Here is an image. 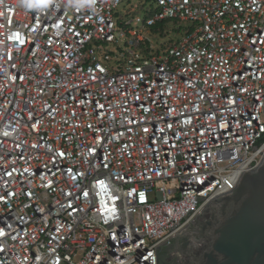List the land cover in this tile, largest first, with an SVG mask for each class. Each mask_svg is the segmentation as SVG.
<instances>
[{
    "label": "built area",
    "instance_id": "obj_1",
    "mask_svg": "<svg viewBox=\"0 0 264 264\" xmlns=\"http://www.w3.org/2000/svg\"><path fill=\"white\" fill-rule=\"evenodd\" d=\"M121 1L0 0V264H154L264 155V0Z\"/></svg>",
    "mask_w": 264,
    "mask_h": 264
},
{
    "label": "water",
    "instance_id": "obj_2",
    "mask_svg": "<svg viewBox=\"0 0 264 264\" xmlns=\"http://www.w3.org/2000/svg\"><path fill=\"white\" fill-rule=\"evenodd\" d=\"M250 148L260 153L256 146ZM260 154L254 170L247 168L232 189L213 198L154 248V264H264V155Z\"/></svg>",
    "mask_w": 264,
    "mask_h": 264
},
{
    "label": "rangeland",
    "instance_id": "obj_3",
    "mask_svg": "<svg viewBox=\"0 0 264 264\" xmlns=\"http://www.w3.org/2000/svg\"><path fill=\"white\" fill-rule=\"evenodd\" d=\"M157 9V4L155 0H122L116 9V19L122 23H128V27L136 29L140 34L146 39L149 44V52H163L169 46V41H179L183 36H185V31L190 27L189 22L183 21H172L168 20L165 22L162 31L153 32L149 28L143 26L141 21L146 20L147 13ZM140 19V22H136V18ZM162 32V33H161ZM115 42L106 43L101 45L102 50H108L113 52V57L108 61V66L113 70L117 66H122V62H119L116 55L118 54V49H123L124 45L128 43V38L124 39L117 38ZM106 62H103L105 64ZM262 120L264 122V115H262Z\"/></svg>",
    "mask_w": 264,
    "mask_h": 264
},
{
    "label": "trees",
    "instance_id": "obj_4",
    "mask_svg": "<svg viewBox=\"0 0 264 264\" xmlns=\"http://www.w3.org/2000/svg\"><path fill=\"white\" fill-rule=\"evenodd\" d=\"M153 13H154V10L151 11V12H148V13H147V17L151 16ZM165 22H167V21H159L158 23H155V24H154L152 27H150L149 29H150L151 31H153V32L162 31L163 26L165 25ZM175 22H176V21H175ZM188 30L190 31L191 29H186L185 34H186V32H187ZM161 33H162V32H161ZM174 43H175V42H173V41H169V42H168V46H169V47H172V46L174 45ZM145 45L148 46V45H149L148 42H145Z\"/></svg>",
    "mask_w": 264,
    "mask_h": 264
},
{
    "label": "bare ground",
    "instance_id": "obj_5",
    "mask_svg": "<svg viewBox=\"0 0 264 264\" xmlns=\"http://www.w3.org/2000/svg\"><path fill=\"white\" fill-rule=\"evenodd\" d=\"M158 23V22H157Z\"/></svg>",
    "mask_w": 264,
    "mask_h": 264
},
{
    "label": "clouds",
    "instance_id": "obj_6",
    "mask_svg": "<svg viewBox=\"0 0 264 264\" xmlns=\"http://www.w3.org/2000/svg\"><path fill=\"white\" fill-rule=\"evenodd\" d=\"M26 6V5H25Z\"/></svg>",
    "mask_w": 264,
    "mask_h": 264
}]
</instances>
